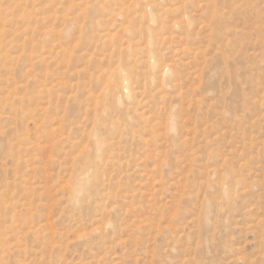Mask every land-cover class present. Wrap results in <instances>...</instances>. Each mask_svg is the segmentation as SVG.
I'll return each mask as SVG.
<instances>
[{"label": "rangeland", "instance_id": "1", "mask_svg": "<svg viewBox=\"0 0 264 264\" xmlns=\"http://www.w3.org/2000/svg\"><path fill=\"white\" fill-rule=\"evenodd\" d=\"M0 264H264V0H0Z\"/></svg>", "mask_w": 264, "mask_h": 264}]
</instances>
